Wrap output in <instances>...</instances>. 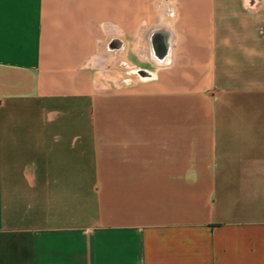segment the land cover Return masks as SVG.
I'll return each mask as SVG.
<instances>
[{
    "label": "crops",
    "instance_id": "0c3cea01",
    "mask_svg": "<svg viewBox=\"0 0 264 264\" xmlns=\"http://www.w3.org/2000/svg\"><path fill=\"white\" fill-rule=\"evenodd\" d=\"M0 264H264V0H0Z\"/></svg>",
    "mask_w": 264,
    "mask_h": 264
},
{
    "label": "rangeland",
    "instance_id": "374dc122",
    "mask_svg": "<svg viewBox=\"0 0 264 264\" xmlns=\"http://www.w3.org/2000/svg\"><path fill=\"white\" fill-rule=\"evenodd\" d=\"M244 69H245V67H242V71H240V73L238 74V75H241L242 78L245 76V70ZM140 72H142V71H140ZM235 73H236V71H235ZM236 76H237V74H236ZM220 94H223L222 99L220 101V105L222 106V105L227 104L229 98H228V96H227L226 93H208V95H210L211 97H213L215 100H218L219 99ZM217 96H218V98H217ZM190 115L191 116H195L193 114H190Z\"/></svg>",
    "mask_w": 264,
    "mask_h": 264
}]
</instances>
